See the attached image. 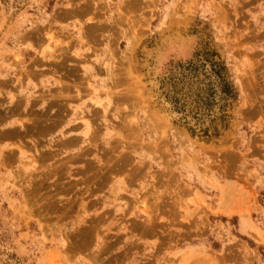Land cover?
<instances>
[{"label": "rangeland", "instance_id": "374dc122", "mask_svg": "<svg viewBox=\"0 0 264 264\" xmlns=\"http://www.w3.org/2000/svg\"><path fill=\"white\" fill-rule=\"evenodd\" d=\"M0 264H264V0H0Z\"/></svg>", "mask_w": 264, "mask_h": 264}, {"label": "trees", "instance_id": "16d2710c", "mask_svg": "<svg viewBox=\"0 0 264 264\" xmlns=\"http://www.w3.org/2000/svg\"><path fill=\"white\" fill-rule=\"evenodd\" d=\"M181 72L171 79L170 92L167 94L173 108L178 112L185 110V103L181 102L183 84H188L186 95L193 99L194 114L208 116L219 100V94H231L230 87L222 80L220 69L206 71L203 66L188 62L181 66Z\"/></svg>", "mask_w": 264, "mask_h": 264}, {"label": "crops", "instance_id": "0c3cea01", "mask_svg": "<svg viewBox=\"0 0 264 264\" xmlns=\"http://www.w3.org/2000/svg\"><path fill=\"white\" fill-rule=\"evenodd\" d=\"M91 13H92V11H90V12L87 11V12L81 13V20L85 24V26H90L95 22V20L90 19L93 17V15ZM97 16H99V15H97ZM73 22L74 21H70L68 24H71ZM52 46L53 45H51V44H47V41H44L43 45H41L39 47V49H37V51L35 52V54L33 56H35L40 62L47 60L46 58L45 59H39V58H41L40 53L43 52L45 57L46 56H52V50H51V49H53ZM94 48H95L94 46L91 48V52H93V53H94ZM59 49L60 48H58V50ZM97 52H99V51H97ZM84 53H87V52L85 51ZM44 69L48 70L47 67L40 68L41 71ZM37 80H38L37 81L38 86H43V88H45V87L58 88L59 87L56 85V82H55L56 79L51 77V76H48V77L46 76L45 78H38Z\"/></svg>", "mask_w": 264, "mask_h": 264}, {"label": "bare ground", "instance_id": "6f19581e", "mask_svg": "<svg viewBox=\"0 0 264 264\" xmlns=\"http://www.w3.org/2000/svg\"><path fill=\"white\" fill-rule=\"evenodd\" d=\"M47 40V39H46ZM43 53V52H42Z\"/></svg>", "mask_w": 264, "mask_h": 264}]
</instances>
